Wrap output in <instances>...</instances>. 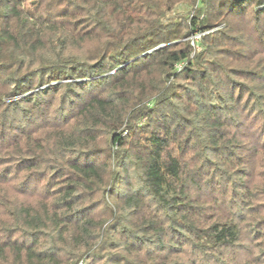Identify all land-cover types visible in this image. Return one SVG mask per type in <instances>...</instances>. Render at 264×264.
<instances>
[{
    "label": "trees",
    "instance_id": "1",
    "mask_svg": "<svg viewBox=\"0 0 264 264\" xmlns=\"http://www.w3.org/2000/svg\"><path fill=\"white\" fill-rule=\"evenodd\" d=\"M262 259L264 0H0V264Z\"/></svg>",
    "mask_w": 264,
    "mask_h": 264
},
{
    "label": "rangeland",
    "instance_id": "2",
    "mask_svg": "<svg viewBox=\"0 0 264 264\" xmlns=\"http://www.w3.org/2000/svg\"><path fill=\"white\" fill-rule=\"evenodd\" d=\"M202 34L203 33H199L198 34V32H194V36L192 37V36H190L188 39H189V41H190V43H191V45L193 46V47H195L194 49L195 50H198L199 48H197L196 46H195V42H197V41H199L200 40V37L202 36ZM255 252V251H254ZM260 262H264V259H262V260H259Z\"/></svg>",
    "mask_w": 264,
    "mask_h": 264
},
{
    "label": "built area",
    "instance_id": "3",
    "mask_svg": "<svg viewBox=\"0 0 264 264\" xmlns=\"http://www.w3.org/2000/svg\"><path fill=\"white\" fill-rule=\"evenodd\" d=\"M198 34H199V33H198ZM193 36H194V35H193ZM193 36H192V37H193ZM197 48H199V47H197ZM176 67L179 68V67H180V64H177Z\"/></svg>",
    "mask_w": 264,
    "mask_h": 264
}]
</instances>
